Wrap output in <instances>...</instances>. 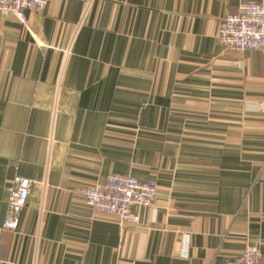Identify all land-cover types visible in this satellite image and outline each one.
Returning <instances> with one entry per match:
<instances>
[{
  "label": "crops",
  "instance_id": "0c3cea01",
  "mask_svg": "<svg viewBox=\"0 0 264 264\" xmlns=\"http://www.w3.org/2000/svg\"><path fill=\"white\" fill-rule=\"evenodd\" d=\"M264 0H49L0 16V264H225L264 255V55L222 20ZM154 180L139 225L84 191ZM33 181L3 230L16 177ZM187 236V239L184 237Z\"/></svg>",
  "mask_w": 264,
  "mask_h": 264
},
{
  "label": "built area",
  "instance_id": "2783aa9c",
  "mask_svg": "<svg viewBox=\"0 0 264 264\" xmlns=\"http://www.w3.org/2000/svg\"><path fill=\"white\" fill-rule=\"evenodd\" d=\"M49 0H0V16H14L26 23V11L44 10ZM218 41L227 51H257L264 55V4L242 3L236 13L228 14L221 22ZM33 181L16 177L9 189L3 230L15 232L25 209ZM90 220L105 217L120 225H139L140 218L134 207L152 208L158 200L156 181H140L131 175H110L105 183L87 187L84 191ZM187 239V236H184ZM225 264H264V255L256 245H247L239 256Z\"/></svg>",
  "mask_w": 264,
  "mask_h": 264
}]
</instances>
